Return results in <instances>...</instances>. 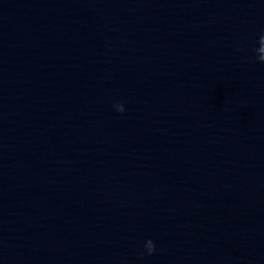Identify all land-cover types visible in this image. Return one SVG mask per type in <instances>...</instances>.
I'll return each instance as SVG.
<instances>
[{"label":"water","instance_id":"water-1","mask_svg":"<svg viewBox=\"0 0 264 264\" xmlns=\"http://www.w3.org/2000/svg\"><path fill=\"white\" fill-rule=\"evenodd\" d=\"M262 33L264 0H0V264H264Z\"/></svg>","mask_w":264,"mask_h":264},{"label":"clouds","instance_id":"clouds-1","mask_svg":"<svg viewBox=\"0 0 264 264\" xmlns=\"http://www.w3.org/2000/svg\"><path fill=\"white\" fill-rule=\"evenodd\" d=\"M258 47L254 49V52L256 54V61L259 63H264V33H262L258 38ZM114 108L117 112H123L124 106L122 103L114 104ZM143 252L140 253V255L143 257V255H152L155 252V244L153 240L147 239L144 241L143 245Z\"/></svg>","mask_w":264,"mask_h":264}]
</instances>
